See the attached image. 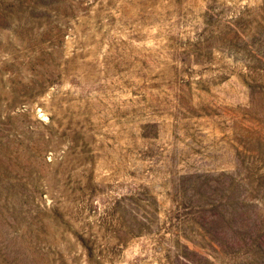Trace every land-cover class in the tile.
Wrapping results in <instances>:
<instances>
[{
    "label": "rangeland",
    "instance_id": "obj_1",
    "mask_svg": "<svg viewBox=\"0 0 264 264\" xmlns=\"http://www.w3.org/2000/svg\"><path fill=\"white\" fill-rule=\"evenodd\" d=\"M0 264H264V0H0Z\"/></svg>",
    "mask_w": 264,
    "mask_h": 264
}]
</instances>
